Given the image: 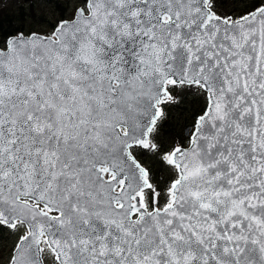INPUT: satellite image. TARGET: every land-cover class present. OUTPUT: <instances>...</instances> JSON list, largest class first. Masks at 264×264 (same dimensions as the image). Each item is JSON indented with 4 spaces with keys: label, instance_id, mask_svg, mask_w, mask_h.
<instances>
[{
    "label": "snow or ice",
    "instance_id": "6c2138e0",
    "mask_svg": "<svg viewBox=\"0 0 264 264\" xmlns=\"http://www.w3.org/2000/svg\"><path fill=\"white\" fill-rule=\"evenodd\" d=\"M222 6L83 0L0 42L8 264H264V0Z\"/></svg>",
    "mask_w": 264,
    "mask_h": 264
},
{
    "label": "rangeland",
    "instance_id": "374dc122",
    "mask_svg": "<svg viewBox=\"0 0 264 264\" xmlns=\"http://www.w3.org/2000/svg\"><path fill=\"white\" fill-rule=\"evenodd\" d=\"M254 0H219L223 5L218 10L221 12L235 11L237 15L241 10H246ZM83 6V0H0V23L6 20L12 27H18V32L50 33L53 25L60 19H71L77 7ZM7 15L6 17H4ZM6 24H4L5 26ZM9 35V36H11ZM8 35L0 37L3 42ZM8 36V37H9ZM200 98L182 97L179 107H171L164 131L171 130L173 125L179 124L177 134L183 127L191 123V117ZM149 166H153L154 159H147ZM159 165H156V169ZM17 240V236L7 228H0V264H8L9 257ZM45 264H50L49 255L44 254Z\"/></svg>",
    "mask_w": 264,
    "mask_h": 264
},
{
    "label": "trees",
    "instance_id": "16d2710c",
    "mask_svg": "<svg viewBox=\"0 0 264 264\" xmlns=\"http://www.w3.org/2000/svg\"><path fill=\"white\" fill-rule=\"evenodd\" d=\"M254 2H255V0H254L250 5H247L246 7L251 6ZM246 10H247V9H246ZM246 10H241V12L246 11ZM239 14H240V13H239ZM6 16H7V15H5L4 17H6ZM4 22H5V23H0V37H4V36H6V35L9 36V35H11V34H14L13 32L18 31V30H17L18 27H16V26H15V27H12L8 21H7V23H6V20H5ZM4 24H6V25L4 26ZM8 36H7V37H8ZM181 102H182V97H181V99H180V103H181ZM203 103H204V101L201 99L200 103L196 105V109H195V111H199V110L201 109ZM174 107H177V106H174ZM151 158H153V157L151 156V154H149V155L147 156V158H146V164H147V166H149L147 159H151ZM150 167H151V166H150ZM158 169H159V168H158ZM158 169H157V170H158Z\"/></svg>",
    "mask_w": 264,
    "mask_h": 264
}]
</instances>
